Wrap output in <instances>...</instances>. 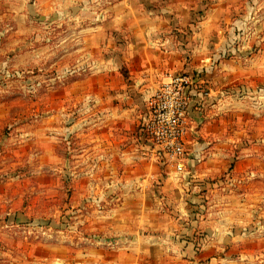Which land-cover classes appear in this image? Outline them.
Masks as SVG:
<instances>
[{"label": "rangeland", "instance_id": "obj_1", "mask_svg": "<svg viewBox=\"0 0 264 264\" xmlns=\"http://www.w3.org/2000/svg\"><path fill=\"white\" fill-rule=\"evenodd\" d=\"M135 1L167 6L166 0H0V230L8 228L0 235V247L17 249L0 259L23 264L30 254L32 259L43 255L41 246L48 243L63 247L65 260H82L91 247L104 250L117 244L105 229L114 224L111 216L121 207L124 189L107 184L122 171L97 168L89 127L77 125L89 114L80 93L101 68L88 53L103 56L108 48L102 46L115 48V40L88 33L84 20L100 23L112 9L118 12ZM255 1L177 0L176 16L186 17L184 24L174 25L167 13L161 14L164 42L156 48L170 49L171 60L182 56V68L167 75L189 73L201 81V90L192 96L196 110L187 136L197 139L203 151L225 154L226 170L206 180L200 191L206 198L202 205L207 211L211 207L204 214V230H214L215 214L221 220L224 206L223 220H234V233H244L235 252L217 251L209 245L214 238L206 236L202 243L208 249L192 250L186 262L166 253L169 260L159 256L161 264H227L225 257L230 264H264V169L251 163L247 174L246 167L248 154L251 159L264 154V0ZM121 71L127 78L125 67ZM157 162L161 171L155 182L172 188L166 179L167 157L162 153ZM221 196L226 200L218 208ZM130 203L134 211L136 205ZM245 203L247 208L237 212ZM158 208L174 216L165 202ZM9 213L15 221H7ZM129 221L124 225L134 228Z\"/></svg>", "mask_w": 264, "mask_h": 264}, {"label": "crops", "instance_id": "obj_2", "mask_svg": "<svg viewBox=\"0 0 264 264\" xmlns=\"http://www.w3.org/2000/svg\"><path fill=\"white\" fill-rule=\"evenodd\" d=\"M166 1L165 9H158L157 6L151 8L150 5L135 1L136 4L132 7L129 4H125L122 8L118 7V12L112 9V14L104 15L100 23L95 24L90 17L84 20L89 24L88 33H94V36L98 35L100 39L115 40V48L110 49L103 44V50L108 48L103 56L95 57L92 53H88L90 59L99 62L101 68L99 75L94 74L95 77L89 78L88 87L80 93V103H85V110L89 114L82 120L79 118L77 125L84 123L92 133L87 136L91 146L89 150L91 149L93 153L91 156L99 160L97 168H106L105 171L111 174L122 171V176L107 184L110 189L119 184L124 189L121 207L111 216L114 217L112 218L114 224L105 229V235L116 237L117 244L107 245V248H103L104 250L91 247L87 249V259L81 260L74 256L72 259L65 260L60 255L63 247L46 243L41 246L45 252L43 255L32 259L30 254L29 258L25 257L23 264H161L160 257L169 260V256H165L166 253H176L174 259L186 262L185 257L192 250L208 249L211 244L221 252L227 248L230 252L239 249L238 242L244 233L242 231L234 233L233 229H238L232 222L234 220H223L227 208L218 207L224 205L226 197L221 196L216 205L220 208L222 219L218 220L219 213L215 214L217 226L214 230H204V227H208L207 222L204 224L203 221L206 217L204 214L210 211L211 207L207 211L202 205L206 198L200 191L204 189L202 187L206 180L226 170L227 165L223 164L225 154L203 151L197 139L191 140L189 136H186L185 147L188 153L186 170L178 174L174 166L167 165L166 179L172 184V188H166L164 182L161 184L155 182L161 171L157 162L159 156L141 141L140 129L148 112L149 98L163 83L169 81L172 74L167 75V73L182 68L181 55L180 58L171 60L168 55L170 49L156 48L164 42L159 35V30L164 27L161 14L167 13V18L174 25L182 21L184 24L187 21L184 16H176L177 0ZM183 7L185 12L188 7L186 5ZM190 14L193 15L194 12ZM123 67L128 75L127 78L122 76ZM81 88L83 89L84 86ZM95 90L96 94L93 92ZM198 95L202 97L201 93ZM194 107L195 105H192L189 120L195 113ZM82 135L78 134V137L81 139L86 137L85 134ZM246 157H248L247 166L243 164L249 168L247 174H250L251 163L262 166L260 169H264V154L260 156L253 154L252 159L249 154ZM240 163L239 160L235 163L236 168ZM144 172L147 174H143ZM171 191H175V194ZM156 193L158 196L152 199ZM112 200L110 199L109 204L115 205ZM132 201L136 205L134 211H131L129 207ZM161 202H165L174 209L173 217L165 211L160 212L158 206ZM246 208L247 203L241 204L237 212ZM190 209L198 213L189 215ZM8 215L7 221L16 220L14 214ZM211 216L213 213H210L207 218ZM128 218L130 223L133 222L134 228L131 224L130 227L124 225V220ZM105 219L109 218L105 217ZM257 222H254V225ZM6 230L8 228L1 229L0 235ZM254 235H257L256 232ZM199 236L201 242L196 243ZM206 236L214 238L209 245L202 243V237ZM12 250L17 249L0 247V254L9 255ZM225 259L227 264L233 262L228 257ZM14 261L10 257H1L0 264H16ZM177 261L176 264H178Z\"/></svg>", "mask_w": 264, "mask_h": 264}, {"label": "built area", "instance_id": "obj_3", "mask_svg": "<svg viewBox=\"0 0 264 264\" xmlns=\"http://www.w3.org/2000/svg\"><path fill=\"white\" fill-rule=\"evenodd\" d=\"M200 87L201 81L196 75H172L149 98L148 112L140 129V135L152 142L151 150L158 156L163 153L168 165L174 166L178 174L186 170L189 113L196 102L192 96Z\"/></svg>", "mask_w": 264, "mask_h": 264}, {"label": "water", "instance_id": "obj_4", "mask_svg": "<svg viewBox=\"0 0 264 264\" xmlns=\"http://www.w3.org/2000/svg\"><path fill=\"white\" fill-rule=\"evenodd\" d=\"M141 141L145 144L148 149H152L153 144L145 136H141Z\"/></svg>", "mask_w": 264, "mask_h": 264}]
</instances>
